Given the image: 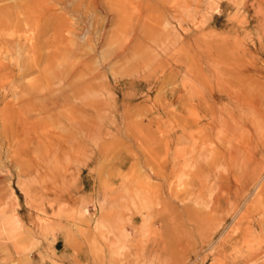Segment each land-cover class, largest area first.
I'll return each instance as SVG.
<instances>
[{
  "label": "rangeland",
  "instance_id": "rangeland-1",
  "mask_svg": "<svg viewBox=\"0 0 264 264\" xmlns=\"http://www.w3.org/2000/svg\"><path fill=\"white\" fill-rule=\"evenodd\" d=\"M209 1L116 0L113 5L108 2L103 9L94 12V15L91 14L87 37L84 36L79 19L85 11L82 7L79 17L71 12L67 16L74 24L75 33L65 30L63 46L49 50L46 40L53 24L47 19H42L37 25L35 23L33 30L29 22L25 23L24 15L20 14L24 11L23 2L20 4L19 0H0V10L5 8L8 13L11 11L16 14L10 18L5 10L2 14L0 12V208L5 209L7 213L13 210L10 196L14 192L19 201L17 213L24 223V229L16 236L0 237V264H264V253L258 259L250 257L264 248V231L255 228L258 231L254 236H248L247 228L250 223L242 217L247 203L242 202L237 212L232 217L229 215L232 205L229 194L240 188L243 182L242 153L238 152L244 141L241 129L243 120L238 118L235 123H230L228 114L227 117L224 115L229 112L226 101L219 103L215 109L219 117H214L211 105L210 44L219 37H228L231 41L234 39L231 44H238L243 36V0H221L218 5L219 12L212 11L213 13L208 14L209 21L202 26L204 28L195 26L193 22L196 18L208 13ZM58 9L63 11L61 7ZM104 18H114V24H109L107 20L104 22ZM16 21L20 22L19 26ZM107 26L108 31L104 32ZM161 28L163 31L159 33ZM173 32L177 33V37ZM177 38H180L178 44L158 57L161 48ZM124 46H127L128 51ZM19 47H22V53ZM50 54L51 62L48 61ZM231 56H234L233 53ZM82 66V75L86 73L81 75L82 77L79 76L80 82L76 77L74 82L82 84L84 81H95L94 84L99 87V91H96L98 94L88 93L81 101L92 106L89 109L91 116L87 119L93 120L95 130L93 129L91 135L96 138V143H99H88L86 148L77 150L66 130L74 117L73 113L64 107L47 112L41 107L40 99L23 104L17 101L13 94L28 87L42 91L45 89V95L50 92V96H57L58 90L64 88L68 78L73 72L81 70ZM63 83L66 85L62 86ZM70 95L72 98L73 95ZM203 96L207 99L203 100ZM197 105L206 107L207 110L203 108L205 113ZM5 106L9 107L6 111ZM113 116L116 117L114 129L109 122ZM219 119L221 123L218 122ZM200 125L203 126L199 128ZM226 126L227 130L224 131ZM155 133L160 138L151 142V136ZM176 135L184 139L179 141ZM141 137L144 138V143L139 141L142 140ZM166 140L170 143L167 144ZM148 147L151 148L148 150L150 154ZM165 147L167 149H164ZM188 149L193 153L188 155ZM142 150L149 156L147 159L150 162H144L146 156L143 157ZM92 152L98 154L93 161L90 158L93 157ZM185 153L187 155L184 156ZM228 154H236V160L231 161ZM160 156H163L162 159ZM181 156L182 160L179 158ZM124 161L133 162L134 166L126 163L124 169L121 164ZM184 161H188V164ZM118 164H121V167ZM173 169L180 174L173 173ZM263 183L264 179L261 181V184ZM134 197H139V206H134ZM255 201L254 195L249 203L253 204ZM28 202L51 214L64 204L67 206V212L57 218L58 221L52 220V223L49 222L38 230L33 219L34 212H31ZM80 206H86L90 210L88 217L79 218L76 210ZM144 206L148 208L146 212L143 210ZM254 207L251 219L257 223L263 216L260 213V204H254ZM190 210L195 214H191ZM142 211L151 219L146 227ZM114 223L117 226H113ZM175 225L179 226V230ZM110 229L113 230L112 233H109L112 231ZM105 230L107 232H104ZM122 232L129 235L124 243L123 240L119 241ZM54 237L56 241L51 240ZM37 242L39 246L31 253L30 248ZM123 244H126V247ZM242 257L243 260L236 261Z\"/></svg>",
  "mask_w": 264,
  "mask_h": 264
},
{
  "label": "bare ground",
  "instance_id": "bare-ground-1",
  "mask_svg": "<svg viewBox=\"0 0 264 264\" xmlns=\"http://www.w3.org/2000/svg\"><path fill=\"white\" fill-rule=\"evenodd\" d=\"M21 1L20 4H22L23 2V9L24 11L20 14L24 15V20H25V23L26 21L29 22L34 30V27H35V23L36 25L42 20V19H47L49 22H51V24H53V29L51 30L50 34L48 35V38H47V47L50 49L52 48H57L58 46H63V36H64V31L65 30H70L71 32L75 33L74 31V28H73V25L71 23V20L68 16V14L71 12L73 13V15H75L76 17H79L81 14H82V7L85 8V11L83 12L82 14V17L80 16V20L82 22V31L84 32V36L87 37L88 35V31H89V28H88V22H89V18L91 16V14H93L94 12H97L101 9H103V6H106L108 4V2H111V5H113V3L116 1V0H19ZM126 1V0H125ZM221 0H210L209 1V4H208V13L206 15H200L199 17L196 18V20L193 22V24L197 27H202V26H205L208 21H209V16L208 14L212 11H218V5L220 3ZM19 3V2H18ZM150 3V2H149ZM19 5V4H18ZM73 5V6H72ZM110 5V7H111ZM151 5V4H150ZM109 6V5H108ZM58 7H61V9H63V11H60L58 9ZM8 8V7H7ZM10 8V6H9ZM107 8V7H106ZM109 8V7H108ZM14 9V8H13ZM4 10L5 12L6 9H1L0 12L1 14L4 13ZM18 10V8H17ZM16 10V11H17ZM207 10V9H206ZM241 10L245 13V18L243 20V24H242V29H243V36L241 38V40H239L238 44L236 42V45H232L231 42H233V40L231 41L227 36V38H224L225 39H222V37L220 38H217L216 40L212 41V43L210 44V54H211V70L209 72V76L212 80V86H210L212 88V95H211V98H212V101H211V105H212V109H214L212 115H214V117L218 116L219 114L217 113L218 111H216L215 109H217V107L220 105L219 103L223 102V101H226L227 102V105H228V108H227V112L226 114H224L225 116L228 114V119L230 121V123H235L236 120L239 119H242L243 120V125L241 126V129L244 133V141H243V144L241 145V149L238 150V152L242 153V163H241V170H242V174H243V182H242V185L240 188H238L237 190H235L234 192L232 191V193L230 192L229 194V201L230 203L232 204L231 205V212L229 215H234L238 208H239V205L242 203V202H246L247 203V208H246V211H245V214H243L244 216L240 215V217L242 216L243 217V220L250 223V225L248 226L247 228V234L248 236H254V234L258 231L257 229L255 228H260V230L264 231V183L261 184V181L264 179V166H263V161H264V0H243L242 3H241ZM18 12V11H17ZM219 12V11H218ZM14 13V14H13ZM11 12L9 11V13L7 12L6 15H8L10 18H12L13 16H15V12ZM99 13V12H98ZM213 13V12H212ZM211 13V14H212ZM18 14V13H17ZM94 15V14H93ZM18 16V15H17ZM20 16V15H19ZM213 16V15H212ZM92 17V16H91ZM98 17V16H97ZM20 18V17H19ZM100 18V16H99ZM97 18V19H99ZM14 19V18H13ZM18 19V18H17ZM16 19V20H17ZM91 19V18H90ZM19 20V19H18ZM96 20V19H95ZM105 20L108 21L109 24H114V18L110 19V18H104L103 21L106 22ZM13 21V20H11ZM98 21V20H97ZM101 21V20H100ZM167 21V20H166ZM165 21V22H166ZM10 22V21H9ZM18 26L20 25V22L16 21ZM102 22V21H101ZM24 23V24H25ZM47 23V22H46ZM97 23V22H96ZM10 24H12V22H10ZM41 24V23H40ZM216 25V23H214ZM26 25V24H25ZM98 25V24H97ZM101 25V24H100ZM164 25V24H163ZM16 26V24H15ZM52 26V25H51ZM92 26V25H91ZM106 26V25H105ZM110 26V25H108ZM108 26L106 27V29L104 30L105 31H108ZM168 26V24H167ZM193 27V26H192ZM163 28V27H162ZM161 28V29H162ZM168 28V27H167ZM204 28V27H202ZM201 28V29H202ZM51 29V28H50ZM183 29V27H182ZM197 29V28H195ZM24 30V29H23ZM159 30V29H158ZM157 30V31H158ZM179 30V29H178ZM163 29L161 31H158L159 33H162ZM165 31H167L165 29ZM170 31V30H169ZM168 31V32H169ZM254 31V32H253ZM103 32V33H104ZM185 32V31H184ZM23 33V31H22ZM98 33V32H97ZM166 33V32H165ZM175 37L177 33L173 32ZM182 33V32H181ZM214 33V32H213ZM211 34V33H210ZM213 35V34H212ZM211 35V36H212ZM225 35V34H224ZM100 36V35H98ZM182 36V35H181ZM169 37V36H168ZM99 38H102V36H100ZM170 38V37H169ZM179 39L180 38H177L176 41H173L171 43H169V45L165 44L164 48L162 47L161 50L158 52V57H160L161 55L164 54V52L170 50L172 47H175L176 44H178L179 42ZM229 39V40H228ZM238 39V38H237ZM91 40V39H90ZM169 41V40H168ZM235 41V40H234ZM97 42V41H95ZM100 42V41H99ZM166 43V42H165ZM100 44V43H98ZM95 45V44H94ZM93 46V45H92ZM91 46V47H92ZM102 46V45H100ZM35 47V46H34ZM97 47V46H96ZM95 47V48H96ZM127 47V46H126ZM126 47L124 46V48L126 49ZM22 47H19V51H21L22 53ZM99 48V46L97 47V49ZM16 49V48H15ZM94 49V48H93ZM18 50V49H17ZM96 50V49H95ZM101 49H99L100 51ZM127 50V49H126ZM158 50V49H157ZM18 51V52H19ZM128 51V50H127ZM96 52V51H95ZM94 52V53H95ZM233 53L234 56H231V54ZM231 53V54H230ZM18 54V53H17ZM99 54V53H98ZM97 54V55H98ZM157 55V54H156ZM100 56V55H98ZM155 58V56H154ZM100 59V58H99ZM153 59V58H152ZM103 60V59H102ZM48 61L51 62L52 61V56L51 54L48 56ZM101 61V60H100ZM100 63V62H99ZM87 64V63H86ZM106 65V64H105ZM86 66V65H85ZM77 67V66H75ZM80 67V66H79ZM105 67V66H104ZM107 67V66H106ZM88 70L90 71L91 68H89V64H88ZM102 68V67H101ZM73 69V68H72ZM76 69V68H75ZM74 69V70H75ZM83 69V66L81 68V70H78L77 73L76 72H73V75L70 77V72L69 74V77L68 78V83L67 85L66 84H62L63 85H66L64 88L62 89H59L58 90V95L56 96H50L49 93L50 92H47L48 94L45 95L46 91L45 89L43 91H45V93L42 91V90H38L37 88H28V87H25V88H21L20 91L18 92L17 90V93L15 92L13 95L15 96V99L20 103H29L31 100H34V99H40V103H41V107L47 111V112H51V111H54L55 109H59L60 107H64L66 108L67 110H69L71 113H73L72 115L74 116L70 122V126L69 127H65L66 130L70 133L69 135V138H70V141H72V144L74 145V148H76L77 150H82L84 148H86L88 146V143L91 144V143H96L97 140H95L96 138H92V131L94 129V124H93V120L92 119H87V117L91 116L89 113V109L92 107L91 104L90 105H86L85 102H81L83 101V99H85V95H87L88 93H97L96 91H99L98 88L96 87V84L95 81H84L82 82V84H77L78 82H74V78H78V80L81 78L79 76L82 75V71ZM103 69V68H102ZM108 69V68H107ZM87 70V69H86ZM85 70V71H86ZM88 70H87V73H88ZM101 70V69H100ZM209 70V69H208ZM99 71V70H97ZM102 71V70H101ZM100 72V71H99ZM106 72V71H105ZM86 72H84L85 74ZM103 73V72H102ZM83 74V75H84ZM96 74V73H95ZM93 74V76L95 75ZM98 74V73H97ZM82 75V76H83ZM106 75V74H104ZM103 75V76H104ZM81 76V77H82ZM91 76V75H90ZM92 76V77H93ZM100 76V75H99ZM102 76V79L105 77ZM86 77V76H84ZM101 77V76H100ZM87 79L89 77H86ZM65 79V78H64ZM86 79V80H87ZM93 79V78H92ZM91 79V80H92ZM101 79V80H102ZM79 80V82H80ZM85 80V79H84ZM100 80V79H99ZM114 80V79H113ZM98 81V80H97ZM116 81V80H115ZM100 82V81H99ZM102 82V81H101ZM107 82V81H106ZM61 83V82H60ZM103 84V83H102ZM105 84V82H104ZM103 84V85H104ZM210 84V83H209ZM98 85V84H97ZM108 85V84H106ZM108 87V86H107ZM61 88V87H60ZM106 88V87H105ZM114 88V87H113ZM19 89V88H17ZM104 89V88H102ZM57 90V89H56ZM1 91V90H0ZM48 91V90H47ZM107 91V89H106ZM110 91V89H109ZM175 91V90H174ZM57 92V91H56ZM104 92V90H103ZM111 92V91H110ZM19 93V95H18ZM115 93V92H114ZM70 94L73 95V97L71 98ZM98 94V93H97ZM96 94V95H97ZM104 94V93H103ZM175 93H173L174 95ZM54 95V94H52ZM101 95V94H99ZM1 97V96H0ZM87 97V96H86ZM90 97V95H89ZM204 99L203 100H206L205 99V96H203ZM97 98V97H95ZM94 98V99H95ZM101 98V97H100ZM112 98V97H111ZM115 98V96H114ZM91 99V98H90ZM113 99V98H112ZM92 100V99H91ZM104 100V99H103ZM80 101V102H79ZM86 101V100H85ZM90 100H88L89 102ZM94 101V100H93ZM96 101V100H95ZM98 101V99H97ZM101 101V100H100ZM176 101V100H174ZM173 101V102H174ZM103 102H106V101H103ZM112 102V101H110ZM116 102V101H115ZM114 102V103H115ZM172 102V103H173ZM200 102V101H199ZM31 103V102H30ZM91 103V102H90ZM101 103V102H100ZM175 103V102H174ZM207 103V101H206ZM104 104H107V103H104ZM200 104V103H199ZM219 104V105H218ZM93 105V104H92ZM95 105V103H94ZM196 105V104H195ZM225 105V103H224ZM99 106V105H98ZM198 106V105H197ZM204 106V104H203ZM202 105H199L198 108L202 111L203 108L206 109V107H203ZM101 107V106H100ZM227 107V106H225ZM9 107L8 106H5L4 108V111H6ZM96 108V107H95ZM211 109V110H212ZM222 109V107H221ZM94 110V109H93ZM207 110V109H206ZM14 111H17V110H14ZM209 111V109H208ZM223 111V109H222ZM224 112V111H223ZM2 112H0L1 114ZM205 113V111H204ZM207 113V112H206ZM212 113V112H211ZM225 113V112H224ZM49 114V113H48ZM203 114V113H202ZM208 114V113H207ZM206 115V114H204ZM202 115V116H204ZM211 116V115H210ZM224 116V117H225ZM109 117V116H108ZM121 117V116H120ZM219 117V116H218ZM227 117V116H226ZM107 118V117H106ZM206 118V117H204ZM202 118V120L204 119ZM209 118V117H208ZM206 118V119H208ZM109 120V119H107ZM106 120V121H107ZM121 120V118H120ZM123 120V119H122ZM158 120V119H157ZM160 120V119H159ZM201 120V119H200ZM215 120V119H214ZM224 120L226 121V119L224 118ZM228 121V120H227ZM111 122V126L112 128L114 129L116 127V117L113 116L110 121ZM204 122V121H203ZM216 122V121H214ZM220 122V119L219 121ZM142 123V122H141ZM140 123V124H141ZM208 123V122H207ZM207 123H206V126H207ZM221 123V122H220ZM106 124V123H105ZM118 124V122H117ZM144 124V123H143ZM196 124V123H195ZM229 124V123H228ZM96 125V124H95ZM123 125V124H122ZM122 125H119V126H122ZM235 125V124H234ZM108 126V125H107ZM141 127H143V125H140ZM191 126V125H189ZM203 125H200L199 128H201ZM212 127V125H209ZM217 126V125H216ZM219 126V125H218ZM224 126V125H223ZM110 127V126H109ZM126 127V126H125ZM149 127V126H148ZM147 127V128H148ZM211 127L209 129H211ZM229 127V125H228ZM129 128V127H128ZM135 128V127H133ZM198 128V129H199ZM207 128V127H206ZM205 128V130H206ZM213 128V127H212ZM222 128V127H221ZM119 129V128H118ZM152 129V128H151ZM150 129V130H151ZM183 129V128H182ZM208 129V128H207ZM95 130V129H94ZM135 130V129H134ZM197 130V129H195ZM215 130V129H214ZM227 130V126H226V129L224 128V131ZM239 130V129H238ZM162 131V130H161ZM184 131V130H183ZM187 131V129H186ZM221 131V129H220ZM182 132V130H181ZM190 132V131H189ZM200 132V130H199ZM198 132V133H199ZM213 132V131H212ZM215 132V131H214ZM228 132V131H227ZM184 133V132H182ZM207 133V132H206ZM205 133V134H206ZM222 133V132H221ZM139 134V133H138ZM165 134V133H163ZM177 134V133H176ZM193 134V133H192ZM190 134V135H192ZM195 134V133H194ZM209 134V133H208ZM216 134V133H215ZM180 135V134H179ZM130 136V135H129ZM132 136V135H131ZM164 136V135H162ZM177 136V135H176ZM182 136V135H181ZM185 136V135H183ZM195 136V135H194ZM211 136V135H209ZM212 136H215L212 134ZM114 137V136H112ZM148 137V136H147ZM193 137V136H192ZM217 137V135H216ZM221 137V136H220ZM7 138V137H6ZM115 138V137H114ZM132 138V137H131ZM138 138H139V135H138ZM158 139L160 138L159 135L157 133L153 134L151 136V142L153 140V142L155 141V139ZM202 138V137H201ZM204 138V137H203ZM207 138H210V137H207ZM214 138V137H213ZM140 139V138H139ZM142 139V137H141ZM144 139V138H143ZM142 139V140H143ZM173 139V138H172ZM177 139H181L183 140L184 138L183 137H180L177 136ZM186 139V138H185ZM212 139V138H211ZM8 140V138L6 139ZM134 140V138H133ZM139 140L141 142L144 143V140ZM149 140V139H148ZM163 140V139H162ZM171 140V139H170ZM174 140V139H173ZM197 140V139H196ZM207 140V139H206ZM218 140V138H217ZM221 140V139H220ZM167 141V140H166ZM176 141V140H175ZM180 141V140H179ZM212 141V140H211ZM169 144L170 142L167 141ZM197 142V141H196ZM213 142V141H212ZM239 142V141H238ZM241 142V141H240ZM239 142V143H240ZM99 142H97L96 144H98ZM133 143V142H132ZM166 143V142H165ZM173 143V142H172ZM216 143V142H215ZM187 144V142H186ZM219 144V143H218ZM222 144V143H221ZM238 144V143H237ZM103 145V144H102ZM137 145V144H136ZM135 145V146H136ZM140 145V144H139ZM138 145V146H139ZM173 145V144H172ZM230 145V144H229ZM105 146V145H104ZM128 146V145H127ZM131 146V144H130ZM141 146V145H140ZM170 146V145H169ZM221 146V145H220ZM225 146V145H224ZM129 147V146H128ZM132 147V146H131ZM154 147V146H153ZM158 147V146H157ZM177 145H176V149H177ZM183 147V146H182ZM196 147V146H195ZM204 147V146H203ZM99 148V147H98ZM126 148V147H125ZM160 148V147H159ZM158 148V149H159ZM170 148V147H169ZM181 148V147H180ZM230 148V147H229ZM96 149V148H95ZM139 149V147H138ZM151 149V148H150ZM149 147L147 148V151L150 150ZM164 149H167L166 147ZM204 149V148H203ZM217 149V148H215ZM232 149V148H231ZM93 150V149H92ZM101 150H103L101 148ZM135 149H133L134 151ZM137 150V148H136ZM189 150V149H188ZM205 150V149H204ZM228 150V149H227ZM99 151V149H98ZM141 151V149H140ZM143 151V150H142ZM153 151V150H152ZM160 151V150H158ZM169 151V150H168ZM166 150V152H168ZM176 151V150H175ZM174 151V152H175ZM182 151L183 148H182ZM192 151V150H191ZM97 152V151H96ZM100 152V151H99ZM98 152V153H99ZM103 152V151H102ZM155 152V151H154ZM181 152V151H180ZM179 152V153H180ZM186 152V151H185ZM199 152V151H198ZM201 152V151H200ZM124 153V152H123ZM135 153V151H134ZM137 153V152H136ZM144 153V155H143ZM142 155L143 157L146 156L147 154L143 151ZM148 153L150 154V152L148 151ZM158 153V152H157ZM178 153V155H179ZM183 153V152H181ZM192 154L193 152H189L187 153L188 155L189 154ZM195 153V151H194ZM224 153V152H222ZM93 157L90 156L91 160L93 161L94 158L98 155L96 153H93ZM101 154V152H100ZM121 154H122V150H121ZM129 153H127L128 155ZM139 154V153H138ZM137 154V155H138ZM176 154H177V151H176ZM186 153L183 154L184 156L187 155ZM208 154V152H207ZM211 154V153H210ZM226 154V153H225ZM104 155V154H103ZM119 155V154H118ZM125 155V156H127ZM176 155V156H178ZM181 155V154H180ZM196 155V154H194ZM193 155V156H194ZM229 155V154H228ZM121 156V155H120ZM124 156V155H123ZM129 156V155H128ZM152 156V155H151ZM159 156V155H158ZM175 156V157H176ZM230 156V160L231 161H234L236 160V154H231L229 155ZM100 157V156H99ZM101 157H103L101 155ZM100 157V158H101ZM149 157V156H148ZM146 156V160L144 159V162L147 161L146 163L150 162L149 159ZM161 159L163 156H160ZM188 157V156H187ZM201 156H199L200 158ZM203 157V156H202ZM201 157V158H202ZM208 157V156H207ZM138 158V157H137ZM140 158V157H139ZM142 158V157H141ZM153 158V156H152ZM181 160L183 159L182 156L179 157ZM186 158V157H185ZM184 158V159H185ZM198 158V160H199ZM209 158H211L209 156ZM98 158H96L97 160ZM120 159V157H119ZM124 159V158H123ZM129 159V158H128ZM134 159V158H132ZM132 159L130 161H132ZM136 159V158H135ZM155 160V157L153 158ZM122 160V159H120ZM119 160V161H120ZM167 160H168V157H167ZM190 160V159H189ZM196 159V161H198ZM217 160V158H216ZM224 160V158H223ZM228 160V161H230ZM90 162V160H88ZM87 161V162H88ZM100 161V160H99ZM98 161V162H99ZM118 161V160H117ZM140 161V160H139ZM139 161H137L139 163ZM156 161V160H155ZM159 161V160H158ZM169 161V160H168ZM176 161V160H175ZM186 161V159H185ZM184 161V163H185ZM203 161V160H202ZM219 161V160H218ZM121 162V161H120ZM119 162V163H120ZM188 162V161H187ZM186 162V163H187ZM193 162V161H192ZM93 163V162H92ZM126 163L127 162H123L121 163L122 164V168L126 167ZM130 163V162H129ZM127 163V164H129ZM133 163V162H132ZM130 163V165L132 164ZM143 163V162H142ZM154 163V161H153ZM153 163H150V164H153ZM166 163H168L166 161ZM170 163V162H169ZM179 163V162H178ZM182 162V164H184ZM185 163V164H186ZM198 163V162H197ZM209 163V162H208ZM240 163V162H239ZM89 164V163H88ZM121 164H118V166L121 167ZM145 164V163H143ZM181 164V165H182ZM188 164V163H187ZM201 164V163H200ZM199 164V165H200ZM238 164V163H237ZM236 164V165H237ZM87 165V164H86ZM91 165V164H90ZM129 165V166H130ZM133 165V164H132ZM131 165V166H132ZM147 165V164H146ZM149 165V164H148ZM155 165V164H154ZM176 165V163H175ZM180 165V164H179ZM207 165V164H206ZM134 166V165H133ZM142 166V165H141ZM144 166V165H143ZM151 166V165H150ZM170 166V165H169ZM183 166V165H182ZM178 167V166H177ZM181 166H179L180 168ZM184 167V166H183ZM194 167H196L194 165ZM233 167V166H232ZM231 167V168H232ZM237 167V166H236ZM147 168V167H146ZM176 168V167H175ZM174 168V169H175ZM238 168V167H237ZM125 169V168H124ZM169 169H172V168H169ZM174 169L172 170L173 173L177 172V171H174ZM182 169V167H181ZM187 170V167L185 168ZM191 169V167H190ZM195 169V168H194ZM197 169V168H196ZM235 169V168H234ZM148 170V169H147ZM177 170V169H176ZM184 170V169H183ZM182 170V171H183ZM189 170V169H188ZM192 170V169H191ZM164 171V170H163ZM194 171V170H192ZM240 171V170H239ZM159 172V171H157ZM165 172V171H164ZM179 173V172H177ZM184 173V172H183ZM191 173V172H190ZM155 174V172H154ZM157 174V173H156ZM171 174V173H170ZM180 174V173H179ZM207 174V173H206ZM115 175V174H114ZM122 175V174H121ZM160 175H162L160 173ZM222 175V173L220 174ZM156 176V175H155ZM181 176H182V172H181ZM208 176V175H207ZM217 176V175H216ZM234 176V175H233ZM158 177V176H157ZM180 177V176H179ZM187 177V176H186ZM185 177V178H186ZM190 177V176H189ZM209 177V176H208ZM231 177V176H230ZM155 178V177H154ZM176 178V177H175ZM182 178V177H181ZM184 178V179H185ZM233 178H236V177H233ZM240 178V177H239ZM156 179V178H155ZM160 179V178H159ZM162 179L163 176H162ZM166 179V178H165ZM190 179V178H189ZM217 179V177H216ZM232 179V178H231ZM169 180V179H168ZM171 180V179H170ZM180 180H183V179H180ZM172 181V180H171ZM176 181V179H175ZM206 181V180H204ZM208 181V180H207ZM219 181V180H218ZM222 181V180H221ZM236 181V180H234ZM113 182H116V181H113ZM179 182V181H178ZM167 184V181L165 182ZM174 183V182H173ZM172 183V184H173ZM210 183V182H209ZM125 184V183H124ZM170 184V183H169ZM168 184V185H169ZM175 185H177L176 183H174ZM208 184V182H207ZM113 185V184H112ZM126 185V184H125ZM124 185V186H125ZM163 185V184H162ZM187 185V184H186ZM238 185V184H237ZM261 185V186H260ZM119 186V185H118ZM122 186V185H121ZM166 186V185H165ZM179 186V185H178ZM191 186V185H190ZM197 187V185H195ZM194 186V187H195ZM205 186H208L209 185H205ZM114 187V185H113ZM126 187V186H125ZM109 188V187H108ZM117 189V187H115ZM168 188V187H167ZM180 188V186H179ZM210 188V187H209ZM107 189V188H106ZM127 189V188H126ZM162 189V188H161ZM171 189V188H170ZM178 189V187H177ZM181 189V188H180ZM178 189V190H180ZM190 189V188H189ZM25 190V189H24ZM108 190V189H107ZM195 190V189H194ZM196 191V190H195ZM205 191V190H204ZM106 192V191H105ZM111 192V191H110ZM118 192L120 193V191L118 190ZM166 192V191H165ZM256 196V201L253 202V204H250L249 201H250V198L253 197L254 195ZM111 194V193H110ZM181 194V193H180ZM117 195V194H116ZM116 195H114L116 197ZM119 195V194H118ZM139 195V194H137ZM163 195V194H162ZM198 195V194H197ZM201 195V194H200ZM253 195V196H252ZM109 196V195H108ZM113 196V197H114ZM170 197L172 195H169ZM114 197V198H115ZM136 197V195H135ZM134 197V206H139L138 204V198H135ZM166 197V196H165ZM186 197V196H185ZM195 196H193L194 198ZM173 198V196H172ZM187 198V197H186ZM10 199H11V205L13 207V210L10 212V213H7L5 211V209H2L0 208V237H7V238H11V237H14L16 236L17 234H19V232L24 229V223L23 221L21 220L20 216L18 215L17 213V207L19 206V201H18V198L17 196L15 195L14 192H12L11 196H10ZM181 199V198H180ZM234 199H235V202H234ZM112 200V197L111 199ZM141 200V198H140ZM164 200V199H163ZM170 200V199H169ZM190 201V198L188 199ZM195 199H193L194 201ZM228 200V199H227ZM116 201V200H115ZM166 201V200H165ZM172 201V200H171ZM233 201V203L231 202ZM161 202V200H160ZM163 202V201H162ZM179 202V201H178ZM185 202V201H184ZM109 203V202H108ZM107 203V204H108ZM113 203V202H112ZM165 204V202H163ZM175 203V201H174ZM181 203H183L181 201ZM194 203V202H193ZM198 203V202H197ZM245 203V205H246ZM28 204L30 205V208H31V212H34V218L35 219V225L37 227V229L39 228H42L45 224L47 223H52L51 221H55V219L57 220V218H61L66 212H67V206L66 205H61L55 212H53L52 214L51 213H47L45 210H43L42 208H38V207H35L33 204H31L30 202H28ZM146 204V202H145ZM157 204V203H156ZM159 204V203H158ZM196 204V203H195ZM207 204V203H206ZM219 204V203H218ZM243 204V203H242ZM254 204H260V213L262 214L263 216V219L260 220V221H257V223H255L254 221H252L251 218H253L251 216V213L253 212V209H255L254 207ZM109 205V204H108ZM142 205V204H141ZM160 205V204H159ZM172 205V204H170ZM205 205V204H204ZM147 206V205H146ZM146 206L143 207V210L144 212H146V210L148 209ZM150 206V205H149ZM167 206V205H166ZM200 206V205H199ZM169 207V206H168ZM172 207V206H171ZM178 207V206H176ZM214 207V206H213ZM244 207V206H243ZM254 207V208H253ZM142 208V207H141ZM204 208V207H203ZM230 208V207H229ZM152 209V208H151ZM159 209V208H158ZM178 209V208H177ZM176 209V210H177ZM244 209V208H243ZM160 210V209H159ZM180 210V208H179ZM182 210V208H181ZM184 210V209H183ZM182 210V212H183ZM203 210V209H202ZM90 210L86 207V206H80L76 212H77V215L79 216V218L83 219V218H86L88 217V215L90 214L89 212ZM153 211V210H151ZM158 211V210H157ZM161 211V210H160ZM220 211V210H219ZM143 211L141 212L142 214H144L143 217L144 218V221H145V226L146 227L150 220L149 217L146 215L147 213H144ZM171 210H170V214H171ZM189 212H192V210H190ZM115 213V212H114ZM161 213V212H160ZM166 213V212H165ZM181 213V212H180ZM184 213V212H183ZM182 213V214H183ZM214 213V212H213ZM212 213V215H213ZM141 214V215H142ZM157 214V213H156ZM190 214V213H189ZM191 214H195V213H191ZM190 214V215H191ZM208 214V213H207ZM241 214V213H240ZM166 215V214H165ZM174 215V214H173ZM188 215V214H187ZM192 215V216H193ZM200 215V214H199ZM211 215V214H210ZM154 216V215H153ZM156 216V215H155ZM154 216V217H155ZM191 216V217H192ZM215 216V215H213ZM256 216V215H255ZM260 216V215H259ZM142 217V216H141ZM159 217V216H158ZM182 217V216H181ZM188 217V216H187ZM190 217V216H189ZM197 217V216H196ZM75 218H77V216H75ZM150 218H153V217H150ZM193 218V217H192ZM191 218V219H192ZM198 218V217H197ZM257 218V217H256ZM172 219V218H171ZM184 219V218H182ZM202 219V218H201ZM239 219V218H238ZM261 219V218H260ZM155 220V219H154ZM58 221V220H57ZM79 221V220H78ZM115 221V220H114ZM113 221V222H114ZM117 221V220H116ZM143 221V222H144ZM242 221V219H241ZM80 222V221H79ZM187 222V221H186ZM191 222V221H190ZM189 222V223H190ZM111 223V222H110ZM117 223L119 224V221H117ZM188 223V222H187ZM194 223V222H193ZM238 223V222H237ZM112 224V223H111ZM110 224V225H111ZM152 224V223H150ZM158 224V223H157ZM164 224V223H162ZM198 224V223H197ZM106 225V224H105ZM117 226V224H113V226ZM168 226V224H166ZM108 226V225H107ZM198 226V225H197ZM238 226V225H237ZM112 227V226H111ZM151 227V225H150ZM155 227V226H154ZM162 227V226H161ZM168 227H171V226H168ZM176 227V225H175ZM174 227V228H175ZM188 227V226H187ZM191 227V226H189ZM196 227V226H195ZM203 227V226H202ZM201 227V228H202ZM110 228V227H109ZM117 228V227H116ZM115 228V229H116ZM176 228H178L179 230V226H177ZM192 228V227H191ZM246 228V227H245ZM38 229V230H39ZM108 229V227H107ZM106 229V230H107ZM114 229V228H113ZM120 229V228H119ZM154 229V228H153ZM183 229V228H182ZM193 229V228H192ZM198 229V228H197ZM240 229V228H239ZM41 230V229H40ZM104 231V232H107V231ZM112 230V229H110ZM167 230V229H166ZM195 230V228H194ZM192 230V231H194ZM245 230V229H244ZM101 231V229H100ZM99 231V233H100ZM123 231V230H122ZM157 231V230H156ZM174 231V230H173ZM182 231V230H181ZM113 230L109 233H112ZM153 232V231H152ZM158 232V231H157ZM162 232V231H161ZM171 232V231H170ZM209 232V231H208ZM103 232H101L102 234ZM108 233V234H109ZM129 233V231H128ZM154 233V232H153ZM159 233V232H158ZM186 233V232H185ZM194 234L197 233V232H193ZM243 233V232H242ZM261 233V232H259ZM97 234V233H96ZM95 234V235H96ZM104 234V233H103ZM120 237H119V241L122 242L123 240V243L124 241L126 242V239L128 238V234L126 232H122L120 233ZM171 234V233H170ZM154 235V234H153ZM166 235H167V232H166ZM198 235V234H197ZM220 235V234H219ZM257 235V234H256ZM100 236V234H99ZM103 236V235H102ZM109 236V235H108ZM107 236V237H108ZM171 235H169L170 237ZM174 236V235H173ZM183 236V235H182ZM181 236V237H182ZM193 236V235H192ZM200 236V235H199ZM212 236V235H211ZM215 236V235H214ZM214 236L212 237V240L214 238ZM259 236V235H258ZM50 237H53V236H50ZM180 237V236H179ZM205 237V236H204ZM203 237V238H204ZM210 237V236H209ZM244 237V236H243ZM6 238V240H7ZM93 238V237H92ZM101 238V237H100ZM152 238V237H151ZM194 238V236H193ZM198 238V237H197ZM225 238V237H224ZM50 239V238H49ZM104 239V238H103ZM108 239V238H107ZM142 239V238H141ZM141 239H138V240H141ZM154 239V238H153ZM162 239V238H161ZM190 239V238H189ZM199 239V238H198ZM201 239V237H200ZM252 237L250 238V241H251ZM52 241H56V238L54 237L53 239H51ZM109 240V239H108ZM145 240V238H144ZM149 240V239H148ZM163 240V239H162ZM193 239H191L192 241ZM248 240V238H247ZM129 241V240H128ZM143 241V240H142ZM183 241V240H182ZM215 241V240H214ZM213 241V242H214ZM228 241V239H227ZM249 241V240H248ZM249 241V242H250ZM254 241V240H253ZM141 242V241H140ZM139 242V243H140ZM156 242V241H155ZM226 243V241H223ZM244 242V241H243ZM247 243V241H245ZM245 243V244H246ZM261 243V242H260ZM39 242L37 243H34L33 246L30 248V251L31 253L39 246L38 245ZM119 244V243H118ZM122 244V243H121ZM120 244V245H121ZM159 244V242H158ZM157 244V245H158ZM248 244V243H247ZM246 244V245H247ZM264 244V243H263ZM32 245V243H31ZM30 245V246H31ZM124 245V244H123ZM126 245V244H125ZM124 245V247H126ZM128 245V244H127ZM137 245V244H135ZM143 245V244H142ZM259 245V244H258ZM131 246V245H130ZM133 246V245H132ZM166 246V245H165ZM243 246V245H242ZM249 246V245H248ZM247 246V247H248ZM251 246V244H250ZM261 247V245H259ZM119 247V246H118ZM161 247H163V245H161ZM215 247V246H214ZM225 247V246H224ZM244 247V246H243ZM121 248V247H120ZM123 248V247H122ZM135 248V247H134ZM143 248V246H142ZM151 249L153 247H150ZM181 248V247H180ZM179 248V250H180ZM223 248V247H222ZM250 248V247H248ZM256 248V247H255ZM254 248V249H255ZM258 248V246H257ZM28 249V248H27ZM137 249H138V246H137ZM150 249V250H151ZM154 249V248H153ZM152 249V250H153ZM163 249V248H162ZM215 249V248H214ZM217 249V248H216ZM264 248H262L260 251L256 252L254 255L252 254V256H250L251 258H257L262 255L264 253ZM113 250V249H112ZM115 250V248H114ZM149 250V251H150ZM156 250V249H155ZM161 250V249H160ZM178 250V249H177ZM184 250V249H183ZM238 250H241V249H238ZM248 250V249H247ZM259 250V249H258ZM216 251V250H214ZM235 251V250H234ZM141 252V251H140ZM143 252V251H142ZM165 252V251H164ZM220 252V251H219ZM241 253V251H239ZM28 253V251H27ZM118 253V251H117ZM121 253V252H120ZM123 253V252H122ZM150 253V252H149ZM153 253V252H152ZM212 253V252H211ZM156 254V253H155ZM160 254V253H159ZM219 254V253H218ZM32 255V254H31ZM112 255V254H110ZM118 255V254H117ZM216 255V254H215ZM223 256V255H222ZM249 256V255H248ZM122 257V256H121ZM127 257V256H126ZM160 257V255H159ZM181 257V256H180ZM220 257V255H219ZM262 257V256H261ZM106 258V257H105ZM115 258V257H113ZM215 258V257H214ZM119 259V258H118ZM171 259V258H170ZM220 259V258H219ZM240 259H244L243 257L242 258H238L236 259V261H240ZM255 259V260H257ZM217 260V259H216ZM221 260V259H220ZM261 260V259H260ZM105 261V260H104ZM124 261V260H123ZM214 261V260H213ZM254 261V259L252 260ZM251 261V262H252ZM247 262V261H246ZM107 263V262H106ZM105 263V264H106ZM129 263V262H128ZM237 263V262H236ZM249 263V262H248ZM247 264V263H246Z\"/></svg>",
  "mask_w": 264,
  "mask_h": 264
}]
</instances>
